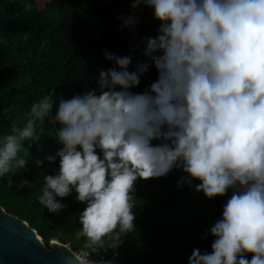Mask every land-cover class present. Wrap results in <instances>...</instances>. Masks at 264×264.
<instances>
[{
    "label": "clouds",
    "instance_id": "9594fccd",
    "mask_svg": "<svg viewBox=\"0 0 264 264\" xmlns=\"http://www.w3.org/2000/svg\"><path fill=\"white\" fill-rule=\"evenodd\" d=\"M141 5L159 22L144 51L157 79L133 92L150 65L129 71L131 57L105 52L116 67L99 72V94L59 98L55 138L63 147L45 157H59V173L44 177L39 202L57 213L56 198L74 189L86 203L77 237L93 251L114 250L135 229L137 180L179 169L209 200L232 190L210 229L212 251L194 249L189 264H264V0H132L131 8ZM121 19L133 29L139 23L135 15ZM53 95L32 104L24 127L0 138V177L26 167L23 144L40 140ZM72 256L90 264L76 253L65 264Z\"/></svg>",
    "mask_w": 264,
    "mask_h": 264
},
{
    "label": "trees",
    "instance_id": "16d2710c",
    "mask_svg": "<svg viewBox=\"0 0 264 264\" xmlns=\"http://www.w3.org/2000/svg\"><path fill=\"white\" fill-rule=\"evenodd\" d=\"M26 3L32 5L31 12L24 10ZM131 3L49 0L41 8L38 0H0V138L24 127L34 102L50 93L55 102L52 115L37 127L40 140L23 144L20 155L27 159L26 167L0 177V206L26 221L47 247L54 240L71 244L76 251L91 252L96 263L102 256L103 264H189L194 249L212 251L210 229L222 218L231 189L226 196L209 200L195 190L199 181L190 186L181 180L186 174L179 169L156 179H138L133 193L135 229L122 238L119 248L106 251L85 248L86 238L77 237L86 203L78 201L74 189L67 197L56 198L63 205L57 213L39 202L44 177L59 173V157L54 163L45 159L63 147L55 138L61 127L54 120L59 98L71 99L91 89L99 94V72L116 67L105 59V52L131 57L129 71L150 65L133 92L148 90L157 79L144 51L146 38L159 34V22L152 9L141 5L133 11ZM131 15L139 20L134 29L123 26L121 19ZM97 154L102 158L99 149ZM246 256L251 260V254Z\"/></svg>",
    "mask_w": 264,
    "mask_h": 264
},
{
    "label": "water",
    "instance_id": "95a60500",
    "mask_svg": "<svg viewBox=\"0 0 264 264\" xmlns=\"http://www.w3.org/2000/svg\"><path fill=\"white\" fill-rule=\"evenodd\" d=\"M73 250L54 240L45 245L37 231L0 206V264H65ZM73 264L79 261L72 256Z\"/></svg>",
    "mask_w": 264,
    "mask_h": 264
},
{
    "label": "built area",
    "instance_id": "2783aa9c",
    "mask_svg": "<svg viewBox=\"0 0 264 264\" xmlns=\"http://www.w3.org/2000/svg\"><path fill=\"white\" fill-rule=\"evenodd\" d=\"M66 246H68L70 249H72L73 252L76 253L77 255H79L81 258L87 259L90 262V264H103V261H105L104 257L100 256L101 261L99 263H96L94 261V257L91 254V252H89L87 250H78V251H76V250L73 249V246L71 244H66Z\"/></svg>",
    "mask_w": 264,
    "mask_h": 264
},
{
    "label": "rangeland",
    "instance_id": "374dc122",
    "mask_svg": "<svg viewBox=\"0 0 264 264\" xmlns=\"http://www.w3.org/2000/svg\"><path fill=\"white\" fill-rule=\"evenodd\" d=\"M38 2H39V6L42 8L48 4L49 0H38Z\"/></svg>",
    "mask_w": 264,
    "mask_h": 264
}]
</instances>
